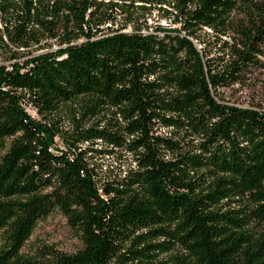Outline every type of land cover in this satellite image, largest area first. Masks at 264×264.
<instances>
[{"label": "trees", "instance_id": "16d2710c", "mask_svg": "<svg viewBox=\"0 0 264 264\" xmlns=\"http://www.w3.org/2000/svg\"><path fill=\"white\" fill-rule=\"evenodd\" d=\"M263 47L264 0H0V264H264V110L220 95ZM54 212L82 249L24 252Z\"/></svg>", "mask_w": 264, "mask_h": 264}, {"label": "rangeland", "instance_id": "374dc122", "mask_svg": "<svg viewBox=\"0 0 264 264\" xmlns=\"http://www.w3.org/2000/svg\"><path fill=\"white\" fill-rule=\"evenodd\" d=\"M155 13L147 22L148 25L153 29L154 26H161L162 28L171 26L168 21H165L163 18L160 19ZM235 19H240L242 16L240 12H235ZM123 19L117 18V28L123 25ZM151 21V22H150ZM150 30L152 31V29ZM171 28H179V25L171 26ZM131 28H127L129 31ZM207 34H201V40L205 43L199 45L197 41H193L197 49L206 46L207 52H210L214 47V37L208 30H205ZM209 34V35H208ZM228 40V37L226 38ZM54 49V48H53ZM215 50H213L210 58L214 56ZM263 55L258 58L259 66L255 68H250L248 71L242 74L241 80L231 85L228 88L220 90L221 97L231 105H235L239 108H258L264 110V47L262 48ZM4 54L0 52V64L9 65L11 62L5 60ZM28 114L36 119L40 120L41 118L36 114L34 110L27 107ZM56 118L52 119L55 120ZM62 130H67L70 132L68 124L64 121L61 124ZM165 131L160 132L163 134ZM11 140H6L4 142V148L0 147V158L5 154ZM88 145H80L81 149L87 148ZM97 150H106L104 146L99 145ZM63 143L56 138L54 140V153H59L64 151ZM119 152L115 151V154L110 156H101L99 154L92 155V164H94L98 169L97 172L101 178V183L104 181H110L114 177H120L123 174L125 169V161L127 160L126 156L122 154V157L119 161ZM2 245L0 240V246ZM43 247H52L57 251L72 254L80 249H82V243L79 237L68 227L65 218L58 212L52 213L46 219L40 221L34 229L33 234L31 235L28 243L26 244L24 252L34 254L37 250L42 249Z\"/></svg>", "mask_w": 264, "mask_h": 264}, {"label": "built area", "instance_id": "2783aa9c", "mask_svg": "<svg viewBox=\"0 0 264 264\" xmlns=\"http://www.w3.org/2000/svg\"><path fill=\"white\" fill-rule=\"evenodd\" d=\"M161 26H162V25H161ZM161 26H160V27H161ZM161 28H162V27H161ZM169 28H170V25H169V26L167 25V27L162 28V29H169Z\"/></svg>", "mask_w": 264, "mask_h": 264}]
</instances>
